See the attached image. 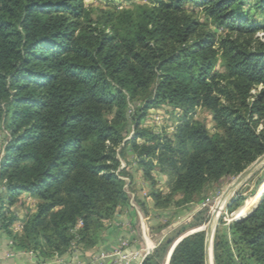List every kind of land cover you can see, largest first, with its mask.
<instances>
[{
	"label": "trees",
	"instance_id": "obj_1",
	"mask_svg": "<svg viewBox=\"0 0 264 264\" xmlns=\"http://www.w3.org/2000/svg\"><path fill=\"white\" fill-rule=\"evenodd\" d=\"M249 1L264 15V0H156L123 10L0 0V230L14 250L46 261L96 247L129 206L122 177L131 184L132 176L118 158H131L159 208L200 199L264 154V23L251 19ZM161 106L176 122L171 134L144 126ZM197 108L210 113L214 133L194 119ZM185 230L141 264H204L202 233L169 255ZM214 263L264 264V194L216 235Z\"/></svg>",
	"mask_w": 264,
	"mask_h": 264
},
{
	"label": "rangeland",
	"instance_id": "obj_2",
	"mask_svg": "<svg viewBox=\"0 0 264 264\" xmlns=\"http://www.w3.org/2000/svg\"><path fill=\"white\" fill-rule=\"evenodd\" d=\"M84 4L88 9H98L100 7L109 6L116 10H123L137 4H148L154 6L156 5V0H84ZM251 4V1H249L247 4L246 9L248 14L253 21L263 24L264 15L257 13ZM186 9L198 13L200 19L203 20V17L200 14V7H196L193 4H187ZM212 29L216 32L217 35H221V30L214 28L213 26ZM263 36V33L258 34V37L261 39V41L264 42ZM171 112V109L167 106H161L158 109L150 110L148 112V117L145 120L144 126L151 128L152 131L157 133H159L162 129H165L168 134H171L176 123L173 119V116H171ZM194 119L201 122L204 126H206L208 130H210V132L214 133V126L211 121V115L208 111L197 108L194 113ZM126 131V136L130 137V134L132 132L131 126H129ZM4 142L5 138L3 136H0V150L3 148ZM118 159L120 161V169L126 168L127 172L132 176V173H135V167L133 166V162H131V158L128 157V159H126L128 161L127 163L123 158ZM153 174H158V172H153ZM237 176L222 181V183L218 187L206 188L200 199H197L188 205L177 206L174 204H164L159 208L152 207L149 212H146L143 208L138 207V215L140 216L142 221H145V224L147 220L151 222L154 227V231L152 233L155 234V236L153 237L159 236L161 242L179 235L180 231H184L185 229L186 233L181 237L179 236L180 238L178 237L177 240L180 241L184 237L194 233H202L203 254H205L206 249L205 242L207 232H212V238L210 240L208 253L210 254L212 264H215L214 241L216 235L227 234L231 222L241 219H235V213L246 203H248V210H252L256 207V205H258L261 196L264 194L263 191L258 196V190L260 186L264 184V165H262L261 168H259L242 185H240L236 190L232 192L230 191V186ZM157 177L159 180L160 176L157 175ZM122 179L126 183L125 190L129 196V205L137 207L135 198H133V196L130 194L133 191L130 187L131 184L128 178L122 177ZM164 183V179L162 181L159 180L160 189L163 190V192H166ZM21 198L25 202H27L26 204H34V201L30 199L27 194H22ZM179 198L180 197L178 195L175 196L174 202L179 200ZM236 199H240V201L237 202V205H233V202ZM220 200H224V202L221 210L219 211L217 208ZM21 211H18V218H21ZM146 226L148 227V225ZM12 228L14 232L19 233L21 230V223L19 221L15 222ZM176 241L174 243H176ZM171 248L169 253H171V251L173 250V248L172 250ZM233 254H236V252H233ZM167 261L164 264H167Z\"/></svg>",
	"mask_w": 264,
	"mask_h": 264
},
{
	"label": "crops",
	"instance_id": "obj_3",
	"mask_svg": "<svg viewBox=\"0 0 264 264\" xmlns=\"http://www.w3.org/2000/svg\"><path fill=\"white\" fill-rule=\"evenodd\" d=\"M133 166L135 167L134 164ZM157 175L160 176V181L164 179L160 174ZM130 187L133 191L130 194L135 198L137 207L129 205L118 214L96 247L85 252L74 251L71 254L40 261L30 252L14 250L9 237L0 230V264H141L161 239L159 236L153 237L155 234L152 233L154 227L151 222L147 220L145 224L138 215V207L143 205L149 212L153 203L146 196L147 184L136 167L135 173H132ZM119 248L120 254L117 253ZM122 255L127 256L126 260H122Z\"/></svg>",
	"mask_w": 264,
	"mask_h": 264
},
{
	"label": "water",
	"instance_id": "obj_4",
	"mask_svg": "<svg viewBox=\"0 0 264 264\" xmlns=\"http://www.w3.org/2000/svg\"><path fill=\"white\" fill-rule=\"evenodd\" d=\"M264 165V154L261 155L254 163H252L249 167H247L243 172H241L233 181L232 185L230 186V191L236 190L240 185H242L250 176H252L261 166ZM257 207V205H256ZM255 207V208H256ZM253 208L246 216L242 217L241 219L247 217L252 211L255 209ZM212 238V232H207L206 236V242H205V254H204V260L205 264H210V254L208 253V248L210 245V240ZM179 240L174 243L172 248L177 244ZM171 248V250H172ZM170 255V253H169ZM169 257V256H168Z\"/></svg>",
	"mask_w": 264,
	"mask_h": 264
},
{
	"label": "bare ground",
	"instance_id": "obj_5",
	"mask_svg": "<svg viewBox=\"0 0 264 264\" xmlns=\"http://www.w3.org/2000/svg\"><path fill=\"white\" fill-rule=\"evenodd\" d=\"M224 199H225V198H224ZM223 202H224V200H220V201H219L218 208H217L219 211H220L221 208H222ZM219 211H218V213H219ZM248 211H249V210H248ZM248 211H247V212H248ZM247 212H246V213H247ZM246 213H245V214H246ZM245 214H243L242 216H239V217H237V218H235V219H239V218L243 217ZM210 264H212L211 259H210Z\"/></svg>",
	"mask_w": 264,
	"mask_h": 264
},
{
	"label": "built area",
	"instance_id": "obj_6",
	"mask_svg": "<svg viewBox=\"0 0 264 264\" xmlns=\"http://www.w3.org/2000/svg\"><path fill=\"white\" fill-rule=\"evenodd\" d=\"M125 244H122V246H124ZM120 250H121V248H119V250H118V254H120ZM30 254H33L32 252H30ZM35 255V254H34ZM122 260H126V258H127V256L126 255H122ZM127 262V261H126Z\"/></svg>",
	"mask_w": 264,
	"mask_h": 264
}]
</instances>
